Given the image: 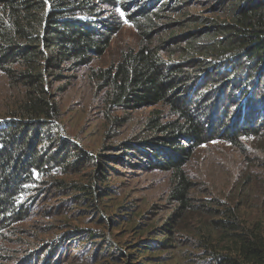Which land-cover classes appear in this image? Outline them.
I'll list each match as a JSON object with an SVG mask.
<instances>
[{"label": "trees", "instance_id": "obj_1", "mask_svg": "<svg viewBox=\"0 0 264 264\" xmlns=\"http://www.w3.org/2000/svg\"><path fill=\"white\" fill-rule=\"evenodd\" d=\"M111 1L0 0V74L22 92L10 116L0 119V238L26 219L30 207L26 197L36 178L54 179L78 169L93 171L89 184L74 188L63 180L55 183L59 192L72 195L64 205L108 202L104 206L108 212L100 219L105 228L117 225L116 219L136 221L133 204L118 205L119 192L111 179L119 170L106 168L109 162L171 173L169 199L177 204L168 219L142 229L147 240L120 251L119 256L132 258L126 264H178L173 250L182 246L181 241L186 248L209 255L205 264H264L261 229L254 227L250 235L238 232L242 228L232 210H214L219 219L211 226L205 223L199 236L186 235L182 229L185 214L193 208L185 167L195 151L216 141L238 145L240 139L264 130V0H214V8L226 11L225 21L211 26L216 31L206 35L194 31L196 41L188 52L195 57L190 62L168 63L159 52L142 47L124 52L101 71L99 86L108 92L111 106L123 110L164 106L171 116L163 121L155 111L135 139L109 148L120 151L119 156H105L64 138L47 87L49 77L61 79L58 70L64 62L88 67L109 51L114 31L101 13ZM155 2H142L137 15L149 14ZM129 157L138 162L130 164ZM83 233L67 232L58 243L70 240L76 245L74 255L80 257L102 245L94 241L96 234ZM216 235L220 244H229L226 250L215 246ZM101 249L95 250L92 261L110 257L108 248Z\"/></svg>", "mask_w": 264, "mask_h": 264}, {"label": "rangeland", "instance_id": "obj_2", "mask_svg": "<svg viewBox=\"0 0 264 264\" xmlns=\"http://www.w3.org/2000/svg\"><path fill=\"white\" fill-rule=\"evenodd\" d=\"M144 1L149 2L137 0L135 4L134 0H112L104 5L101 14L114 31L109 51L94 59L88 67L64 62L58 70L61 79L48 78L49 97L59 112V131L87 152L119 156L120 151H109V148L135 139L155 111L160 113L163 121L171 118L164 106L137 110L111 106L108 92L99 86L101 71L118 62L124 52L142 47L159 52L168 63L190 62L195 57L188 52L196 41L194 31H200V35L212 33L216 29L211 26L223 23L226 18V11L214 8V0H156L151 12L139 17L137 11ZM17 87L0 74V119L10 116L21 97V89ZM126 160L130 164L138 162L132 157ZM109 166L119 170L111 179L119 192L118 205L123 201L133 204L136 221L128 224L127 219H116L117 225L105 228L100 219L108 212L104 207L108 202L102 205L97 199L93 206L64 205L72 195L67 191L59 192L55 187L57 180L73 184L74 188L79 184L87 185L93 175L91 169L57 174L54 179L36 178L26 197L29 201L26 204L30 206L26 219L0 238V264H45L49 257L51 263L48 264L129 263L132 258L119 256L120 251L125 253L127 246L147 240V231L142 233V229L149 230L151 226L161 224L177 208V204L169 199L172 175L131 168L127 164L119 167L108 162L105 167ZM185 171L192 184L193 207L182 221L186 235L204 233L205 223L211 226L212 221L219 219L214 210L220 212L223 209L232 210L237 216L239 228H242L238 232L250 235L256 227L264 235V130L254 137L240 139L238 145L216 141L202 146L195 151ZM125 213L120 211L119 215ZM81 231H86L87 235L96 234L94 241L102 245L90 247L80 257L74 255L76 245L70 240L58 242L67 232ZM220 243L221 239L216 235L215 246ZM181 244L173 250L178 264H205L209 260L204 251L186 248L182 241ZM228 246V243L220 244L218 248L226 250ZM101 247L108 248L106 252L110 251V257L105 255L98 262L92 261L95 250L103 251Z\"/></svg>", "mask_w": 264, "mask_h": 264}]
</instances>
